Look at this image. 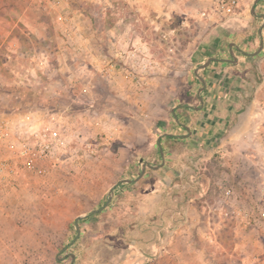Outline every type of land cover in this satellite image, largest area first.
Returning a JSON list of instances; mask_svg holds the SVG:
<instances>
[{
	"label": "rangeland",
	"instance_id": "obj_1",
	"mask_svg": "<svg viewBox=\"0 0 264 264\" xmlns=\"http://www.w3.org/2000/svg\"><path fill=\"white\" fill-rule=\"evenodd\" d=\"M72 1L77 13L80 1ZM101 1L104 10L97 8L95 13L93 5L86 9L95 13L92 19L101 20L92 24L97 27L93 34L100 53L75 57L78 46L73 44L56 63L51 43L50 47H40L38 42L31 47L26 37L29 26L19 21L15 1L0 0V264H59L57 253L75 237V219L80 215L90 218L89 213L105 204L109 189L119 180L139 177L142 163L128 168L125 164L130 159L142 157L152 165L161 163L158 146L153 143L148 149L154 142L151 121L160 117L162 123L171 113L172 99L180 95L206 49L214 47L213 29L218 21L241 10L247 19L254 18L247 11L255 0H240L232 15L202 7L197 0ZM256 7L258 13H264V0ZM35 35L42 39V33ZM60 41L55 40V45ZM220 48L227 52L229 47L221 43ZM37 57L44 67H36ZM261 61L264 65V57ZM249 69L248 77L243 72L242 79L250 81L247 97L252 98L258 85L264 83V67ZM236 80H240L238 74ZM235 83L237 88L239 83ZM243 103L244 108L248 102ZM261 118L255 121L253 114L244 132L232 135L231 143L222 137L218 140L220 149L204 160V168H193L199 172L195 186L190 168L168 186L159 185L158 176L147 170L138 181L141 183L125 190L141 193L138 204L131 200L136 210L118 211L115 205L100 217L94 216L84 242L99 239L96 252L103 264H118L116 255L105 250L117 246L118 240L119 248L128 250L129 229L142 209L150 224L157 218H180L189 226L196 218L197 226L211 228L222 245H206L208 255L218 257L214 264H240L236 247L249 237L247 249L255 247L254 240H258L263 258L264 219L259 215L264 212ZM55 137L64 145L56 141L43 153L45 141ZM204 155L199 154L198 159ZM30 157L35 158L32 169ZM150 185L157 186L150 190L152 196L164 193L162 202L146 196ZM226 191L231 192L228 199ZM241 206L251 210L248 215L239 212L243 211ZM99 224L104 225L102 229L96 228ZM184 234H189L190 240L197 235L188 230ZM116 252L113 248L112 254ZM228 255L235 256L230 259ZM167 256L170 260L173 255Z\"/></svg>",
	"mask_w": 264,
	"mask_h": 264
},
{
	"label": "crops",
	"instance_id": "obj_2",
	"mask_svg": "<svg viewBox=\"0 0 264 264\" xmlns=\"http://www.w3.org/2000/svg\"><path fill=\"white\" fill-rule=\"evenodd\" d=\"M14 1L16 7L20 9L18 12L20 16L19 21L23 20V22H26L29 26L27 30L30 32L26 37L30 40L31 47L37 42L38 44L40 43V47L43 45L47 46L51 43V46L54 47V50L51 49L52 58L56 60V63L58 62L59 56L61 57L63 55V57H65V55H67L66 51H69L73 44L78 46L76 48L77 53L74 54L75 57H79L83 55V53L86 57L92 56L94 53L92 57H96L100 53L96 41L97 36L93 34L97 32L95 31L97 27L94 28L92 24L101 22V20L98 21L99 19H92V17L96 16L95 13L99 11L97 8L104 10L101 0H91L88 3L79 0L77 13V10H74L75 6L72 0ZM197 1L202 7H213L214 10H216L219 0ZM89 5L96 7L94 15L93 13L89 14V9L86 10ZM251 7L248 9V13H250ZM216 14L221 15L218 12H216ZM245 14V10H241L230 18L224 16L223 19L218 21V24L213 29L216 35L214 47L206 49V55L198 63V66L194 67L192 73L188 75L186 86L181 91L180 95L177 99H172L173 107L169 114L170 116L164 117L162 123L160 122L162 119L160 117L159 119H155V121H151L150 126L152 127L151 131L154 133L152 134L154 142L151 141L149 143L148 149L152 148L154 143L158 146L160 152L158 139L161 137L160 144L165 157V165L161 169L151 171L152 174L158 176L159 185L165 184L168 186L175 179L187 173V169L190 168V173H194L192 180H194L195 186V184H197L195 178L199 174V172L196 174V170L204 168V160L210 159L212 157L211 153L216 149H220L218 140H220L221 137L222 141L231 143L232 135L235 133H243L246 122L251 121L253 114L255 121L263 120L261 117H264V83L258 85L252 98H248L247 89L250 81L242 79L243 72L244 76L248 77L247 72L250 70L249 67H264L262 61L260 62L264 57V49L260 54L254 55L260 48L261 39L264 40V29L262 30V35H260L259 32L263 25V20L256 17L247 19ZM212 19L216 20L215 15ZM257 20H262L259 25H256ZM114 22L115 27H117L118 21L115 19ZM37 26H40L39 29ZM35 32L42 33V39H40L41 37H36ZM50 32L53 34L49 35L48 33ZM32 37H34L33 42L31 40ZM61 39L62 42L60 41ZM55 40H59L61 43L56 46ZM217 41L219 42L217 43ZM221 43L222 45L223 43L228 45L229 48L227 52L220 48ZM232 45L233 47L231 49ZM57 52L58 54H56ZM233 53L236 55H233ZM225 54H228V56H225ZM233 56L237 59L236 63L229 61L233 59ZM211 57L217 60L213 61L206 69L199 72L200 76L206 81V88L201 93L204 100V105L201 107L197 97L201 83L196 77L195 71ZM38 58L39 57H37L36 60V67H44V65L38 62ZM81 65L85 64L82 63ZM256 69L258 70V68ZM236 74L240 76L239 81L236 80ZM116 78L120 79L119 76ZM235 82L239 83L237 88H235ZM65 83L70 86V82L65 81ZM121 92L124 93L123 91ZM116 96H121V93L118 94L116 92ZM245 101L248 103L245 104L243 108L241 106ZM195 107L201 108L196 109ZM259 124L261 125L262 121ZM165 134H169V136H164ZM199 154H205L201 160L198 159ZM140 159L144 158L139 157L138 160L135 161L133 157L125 166H128V168H135L137 162L141 163ZM148 162L153 163L151 160H148ZM153 165L158 164L154 163ZM198 165L200 167H198ZM193 168L196 170L194 169L193 171ZM126 179L130 178L126 177ZM141 182L142 180L136 184ZM197 182L199 184L201 181L198 180ZM134 183H125L118 186V188L115 189L111 204L104 211L92 215L87 219L85 217L80 221V227H82L84 222L88 223L86 224L87 226L81 228L82 234L80 238L68 250L60 253L61 249L57 253V262L70 264L71 258H64L67 254L74 253L76 256L74 264H89L87 262L90 261L95 264H103L104 261L100 260L96 252V246L100 244V240L97 239L90 240L92 242H84L86 231H88V229L92 230L90 228L93 227V225L89 223V220L94 216V218L100 217L106 210L115 205H117L118 211L126 210L128 212L132 210L131 200L135 199L138 204L139 200L137 196L141 195V193H128L125 190L132 186H136ZM156 187V185H150L146 188V191L150 193L152 192L150 190H155ZM196 192L197 191L194 193L197 194ZM255 193L257 194V191ZM163 194L164 193H159L158 195L152 196L153 194L150 193L149 195L146 194V196L152 197L154 202L160 203L163 201ZM150 198H146V200L150 201ZM196 198L197 197H194V200ZM228 198L229 197H226V199ZM190 201H192V199ZM140 205L139 203L138 209H140ZM242 208L243 211H241V209L239 212L244 214L243 216L248 215L249 211H251L247 206H243ZM133 210L135 211L136 209L134 208ZM149 211L150 210L147 212ZM195 212L196 211H194V215H196ZM138 213V220L134 222V225L129 229L130 241L127 243L128 250L124 251L119 248V240L116 241L118 242L117 246H111L105 250L106 254L110 253L112 256L116 255V262H118V264H121V261H123L124 264H154L158 260H160L159 264H214V262H218V257L214 256V258L208 255V247H206V245L208 243L216 247L222 245L216 239V235H214V231H212L211 228L197 226L196 218H194V224L189 226L188 224L185 225L182 222L183 219L180 218H174L171 221H166L164 219V221H162L157 218V221L154 222L155 224H150L147 215H145L142 209ZM176 214L177 211L175 210L173 215L176 216ZM168 223H171V225H168ZM183 225L185 226L183 227ZM103 226L104 225L99 224L96 228L102 229ZM187 230L194 232V235L197 233L194 240H190L189 234H184ZM202 236L204 237L201 239ZM120 238L121 237H118V239ZM250 238L251 237L239 242L235 251L236 257L240 260V264L241 262L242 264H264V257L260 258L263 254V250L260 249V243L257 242L258 240H254L255 247H249V249H247ZM251 246L253 245L251 244ZM113 248H117V252L114 254H112ZM119 253L122 254L120 255ZM167 254H170V256L173 255L170 257V260L167 258ZM228 256L232 259L235 255ZM57 257L63 260L58 261ZM171 258L173 259L171 260Z\"/></svg>",
	"mask_w": 264,
	"mask_h": 264
},
{
	"label": "water",
	"instance_id": "obj_3",
	"mask_svg": "<svg viewBox=\"0 0 264 264\" xmlns=\"http://www.w3.org/2000/svg\"><path fill=\"white\" fill-rule=\"evenodd\" d=\"M261 0H255L253 6L251 7L250 13L252 16L256 17V18H260L263 20V25L260 28V35H262V30L264 29V13H258L256 11V5L260 2ZM234 45V44H233ZM233 45L231 46V49L233 47ZM264 49V40L261 39V43H260V48L258 50V52H256L254 55H258L262 52V50ZM217 59L214 57L208 58L202 65H200L196 71H195V75L198 78L199 82L201 83V87L198 90L197 93V97L200 101L201 107L204 105V100L203 97L201 96V93L205 90L206 88V81L205 79L200 76L199 72L203 69H206L213 61H216ZM237 59L233 56V59L229 60L230 62L236 63ZM201 107H195L196 109H200ZM164 136H169V134H165ZM161 138V137H160ZM160 138L158 139L159 145H160V154H161V159L162 162L158 165H151V163H149L148 161L144 160V159H140V162L142 163V169H141V173L139 175V177L137 179L134 180H130V179H121L119 180L116 184H114L108 191V197H107V201L105 202V204L103 206H101L98 209L92 210L89 215H96L99 214L100 212L104 211L112 202L113 196H114V192L115 189L120 186L121 184H125V183H134V182H138L146 173L147 169H151V170H158L161 169L164 165H165V157H164V152L162 150V146L160 144ZM88 215H80L76 218L75 220V230H76V236L73 239V241L71 243H69L64 249H62L60 251V253L65 252L66 250H68L79 238L81 235V227H80V221L83 220L85 217H87ZM67 258H71V263L70 264H74L76 256L74 253H69L65 256L64 259ZM57 260H63L60 259L59 257H57Z\"/></svg>",
	"mask_w": 264,
	"mask_h": 264
},
{
	"label": "built area",
	"instance_id": "obj_4",
	"mask_svg": "<svg viewBox=\"0 0 264 264\" xmlns=\"http://www.w3.org/2000/svg\"><path fill=\"white\" fill-rule=\"evenodd\" d=\"M239 4H240V0H219L217 3V10L224 15H232L239 8ZM202 15L205 16L206 13L204 12V13H202ZM41 132H42L41 135L44 136V139H45V137H47L45 129H43ZM37 136H38V134H37ZM53 136H57V132H54ZM56 141L58 143H60L62 146L64 145V142H62L59 138L55 137V140L52 139V141H50V140L45 141L44 147H43V153L51 150L52 146L56 143ZM39 158H41V157H39ZM34 163H35V158L30 157V169H32V167H35ZM225 194H226V197H229L231 192L226 191ZM259 215L261 216V218L264 219V212H261Z\"/></svg>",
	"mask_w": 264,
	"mask_h": 264
},
{
	"label": "trees",
	"instance_id": "obj_5",
	"mask_svg": "<svg viewBox=\"0 0 264 264\" xmlns=\"http://www.w3.org/2000/svg\"><path fill=\"white\" fill-rule=\"evenodd\" d=\"M59 264H62V263H59Z\"/></svg>",
	"mask_w": 264,
	"mask_h": 264
}]
</instances>
